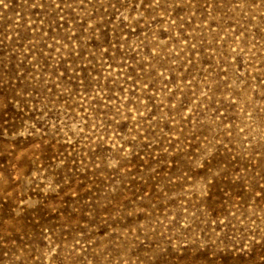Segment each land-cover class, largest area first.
Listing matches in <instances>:
<instances>
[{"label":"rangeland","instance_id":"rangeland-1","mask_svg":"<svg viewBox=\"0 0 264 264\" xmlns=\"http://www.w3.org/2000/svg\"><path fill=\"white\" fill-rule=\"evenodd\" d=\"M0 264H264V0H0Z\"/></svg>","mask_w":264,"mask_h":264}]
</instances>
